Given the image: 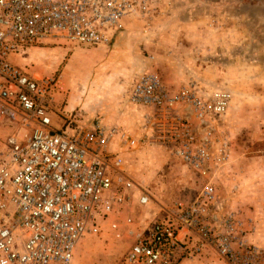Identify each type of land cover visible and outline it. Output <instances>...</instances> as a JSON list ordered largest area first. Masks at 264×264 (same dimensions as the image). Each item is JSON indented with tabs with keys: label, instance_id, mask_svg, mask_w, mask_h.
I'll return each mask as SVG.
<instances>
[{
	"label": "built area",
	"instance_id": "2783aa9c",
	"mask_svg": "<svg viewBox=\"0 0 264 264\" xmlns=\"http://www.w3.org/2000/svg\"><path fill=\"white\" fill-rule=\"evenodd\" d=\"M150 0H0V124L10 126L0 157V264H70L87 234L110 214L146 206L151 195L126 170L122 147L163 148L198 180L191 197L161 206L137 222L122 264H181L205 247L228 264H262L264 250L247 241L234 211H220L216 178L228 159L215 116L231 93L186 84L169 92L158 74L137 76L128 102L150 110L149 134L135 138L99 119L66 115L56 126L53 90L58 79L37 77L15 59L48 37L107 45L128 17H147ZM126 224L135 223L127 216Z\"/></svg>",
	"mask_w": 264,
	"mask_h": 264
},
{
	"label": "rangeland",
	"instance_id": "374dc122",
	"mask_svg": "<svg viewBox=\"0 0 264 264\" xmlns=\"http://www.w3.org/2000/svg\"><path fill=\"white\" fill-rule=\"evenodd\" d=\"M150 2L151 14L126 18L125 30L107 45L48 37L15 61L37 77L58 79L53 90L56 126L72 114L118 125L135 138L149 134L142 114L150 108L127 99L139 74H158L171 93L186 84L205 92L228 90L230 105L217 122L228 152L216 178L218 208L234 211L247 241L264 250V0ZM11 133L10 126L0 124V157ZM122 150L129 175L152 199L146 206L110 214L99 233L80 240L70 264H122L137 222L149 224L161 206L198 190L191 170L163 148L143 143ZM127 216L135 223L126 224ZM183 264L228 263L205 247Z\"/></svg>",
	"mask_w": 264,
	"mask_h": 264
},
{
	"label": "crops",
	"instance_id": "0c3cea01",
	"mask_svg": "<svg viewBox=\"0 0 264 264\" xmlns=\"http://www.w3.org/2000/svg\"><path fill=\"white\" fill-rule=\"evenodd\" d=\"M119 35V34H118ZM118 35H116L114 38H116ZM56 107V106H55ZM53 108H54V98H53ZM55 109V108H54ZM53 109V110H54ZM225 114H226V112L224 113V114H222V115H220V116H215V120H217V122H219V120H220V118L221 117H223V116H225ZM52 116H53V114H52ZM181 264H183V261L181 262Z\"/></svg>",
	"mask_w": 264,
	"mask_h": 264
}]
</instances>
